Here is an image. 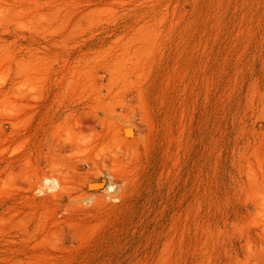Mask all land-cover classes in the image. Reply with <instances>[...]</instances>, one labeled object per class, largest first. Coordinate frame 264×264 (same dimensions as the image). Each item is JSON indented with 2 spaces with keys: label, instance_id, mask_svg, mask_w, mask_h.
Here are the masks:
<instances>
[{
  "label": "rangeland",
  "instance_id": "374dc122",
  "mask_svg": "<svg viewBox=\"0 0 264 264\" xmlns=\"http://www.w3.org/2000/svg\"><path fill=\"white\" fill-rule=\"evenodd\" d=\"M0 264H264V0H0Z\"/></svg>",
  "mask_w": 264,
  "mask_h": 264
},
{
  "label": "bare ground",
  "instance_id": "6f19581e",
  "mask_svg": "<svg viewBox=\"0 0 264 264\" xmlns=\"http://www.w3.org/2000/svg\"><path fill=\"white\" fill-rule=\"evenodd\" d=\"M127 128V132L126 133H129L130 135H134V129L132 128V127H126ZM134 137H135V135H134ZM131 138H133L132 136H131ZM130 138V139H131ZM69 139V138H68ZM125 139V138H124ZM133 140V139H132ZM129 142V141H128ZM76 144V143H75ZM79 145V144H78ZM76 147V146H75ZM81 148H82V146H81ZM76 149V148H75ZM80 149V148H79ZM81 150V149H80ZM110 185V184H109ZM101 186H104V181H101V182H93L92 184H91V187H101Z\"/></svg>",
  "mask_w": 264,
  "mask_h": 264
},
{
  "label": "water",
  "instance_id": "95a60500",
  "mask_svg": "<svg viewBox=\"0 0 264 264\" xmlns=\"http://www.w3.org/2000/svg\"><path fill=\"white\" fill-rule=\"evenodd\" d=\"M90 186V185H89Z\"/></svg>",
  "mask_w": 264,
  "mask_h": 264
}]
</instances>
